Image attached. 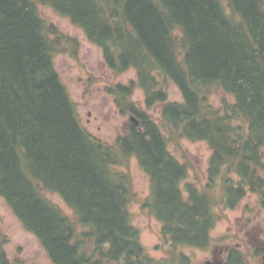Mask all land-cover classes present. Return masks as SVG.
Listing matches in <instances>:
<instances>
[{"label": "trees", "instance_id": "trees-1", "mask_svg": "<svg viewBox=\"0 0 264 264\" xmlns=\"http://www.w3.org/2000/svg\"><path fill=\"white\" fill-rule=\"evenodd\" d=\"M38 5L79 28L114 74L136 71V83L106 92L138 126L108 143L82 125L54 66L78 41ZM168 81L181 102L168 101ZM135 86L147 108L160 106L158 122L130 101ZM217 89L233 98L221 110L207 101ZM167 129L207 144L204 187L185 182L190 166L169 152ZM130 158L148 177L142 208L160 224L167 259L149 256L131 223V180L117 169ZM247 193L264 206L263 0H0V197L51 264H188L177 250L208 248L215 207ZM4 243L0 264H23ZM225 264H241L240 253Z\"/></svg>", "mask_w": 264, "mask_h": 264}, {"label": "rangeland", "instance_id": "rangeland-1", "mask_svg": "<svg viewBox=\"0 0 264 264\" xmlns=\"http://www.w3.org/2000/svg\"><path fill=\"white\" fill-rule=\"evenodd\" d=\"M225 3V0H221ZM264 2V0H263ZM37 10L45 22L53 24L63 33L78 41L76 53L58 55L54 66L62 83L76 104L82 125L94 136L112 143L117 136L128 128L129 113L121 114L114 98L106 92L110 85L136 83V71L130 68L120 74H114L106 65L100 48L88 42L82 31L63 16L58 15L48 6L38 5ZM168 101L181 102V94L172 82L166 83ZM138 109L146 110L155 122H158L160 106L147 108L144 92L135 86L131 100ZM208 103L221 110L224 104L233 103V98L217 89L209 95ZM146 108V109H145ZM167 138L169 152L180 162L190 166L185 182L201 188L206 184V169L210 150L205 142H191L173 137L170 130L163 132ZM131 180L133 200L128 205L131 223L139 231V241L146 253L152 258L167 259L168 244L160 236V224L142 208V202L149 194V180L140 169L135 158H130L125 166L117 167ZM184 185V183H183ZM182 185V186H183ZM214 193V192H213ZM46 196L72 218L71 210L59 196ZM215 192V204H219ZM218 221L212 229L208 248H180L177 251L189 258L188 264H225L231 249H236L241 256V264H263L264 262V206L259 204L256 195L247 193L232 209L215 207ZM0 235L5 238L4 252L8 259H19L23 264H51L45 251L33 234L27 232L12 214L0 197Z\"/></svg>", "mask_w": 264, "mask_h": 264}, {"label": "water", "instance_id": "water-1", "mask_svg": "<svg viewBox=\"0 0 264 264\" xmlns=\"http://www.w3.org/2000/svg\"><path fill=\"white\" fill-rule=\"evenodd\" d=\"M130 121H132L135 126H138V122L133 117H130Z\"/></svg>", "mask_w": 264, "mask_h": 264}, {"label": "flooded vegetation", "instance_id": "flooded-vegetation-1", "mask_svg": "<svg viewBox=\"0 0 264 264\" xmlns=\"http://www.w3.org/2000/svg\"><path fill=\"white\" fill-rule=\"evenodd\" d=\"M216 264L220 263L219 261L215 260ZM264 264V263H263Z\"/></svg>", "mask_w": 264, "mask_h": 264}]
</instances>
